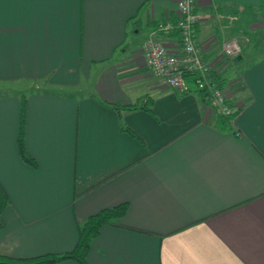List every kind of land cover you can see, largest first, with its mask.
Segmentation results:
<instances>
[{
  "label": "crops",
  "instance_id": "crops-1",
  "mask_svg": "<svg viewBox=\"0 0 264 264\" xmlns=\"http://www.w3.org/2000/svg\"><path fill=\"white\" fill-rule=\"evenodd\" d=\"M257 11L264 0H196L194 40L239 107L219 128L194 86L165 85L141 55L151 32L176 47L174 29H153L174 21L175 0H0V82L43 83L24 99L33 164L15 146L17 91L0 90V253L70 249L79 222L124 201L86 264H264V35L220 54ZM138 97L149 110L109 104Z\"/></svg>",
  "mask_w": 264,
  "mask_h": 264
},
{
  "label": "built area",
  "instance_id": "built-area-1",
  "mask_svg": "<svg viewBox=\"0 0 264 264\" xmlns=\"http://www.w3.org/2000/svg\"><path fill=\"white\" fill-rule=\"evenodd\" d=\"M195 4L196 0H175L174 21L167 19L158 21L153 28L164 34L174 29L178 40L175 48L167 47L151 32L141 42L140 52L151 73L175 90L182 91L187 88L183 70H193L195 72L193 86L201 90L200 99L203 105L214 112H229L234 104L214 77V74L218 73L214 70L213 63H208L203 56L205 44H197L193 37V27L197 20ZM227 16L229 20L236 17L234 14ZM248 38L249 35L243 32L222 36L220 40L222 59L232 60L239 56L243 43Z\"/></svg>",
  "mask_w": 264,
  "mask_h": 264
},
{
  "label": "trees",
  "instance_id": "trees-1",
  "mask_svg": "<svg viewBox=\"0 0 264 264\" xmlns=\"http://www.w3.org/2000/svg\"><path fill=\"white\" fill-rule=\"evenodd\" d=\"M261 33V32H260ZM260 35V34H259ZM259 38V36H257ZM256 38V39H257ZM236 58V57H235ZM234 58V59H235ZM195 72L193 70H183V75L190 86H193V77ZM218 83L222 85V78L218 74H214ZM199 93L201 98L202 92L200 89L194 87L191 88ZM26 92V91H25ZM25 92L18 91L19 102V115L17 123V131L15 135V146L17 153L22 161L33 164V159L25 151L23 143V116H24V99ZM149 97H138L131 102L121 103L117 101L109 102V104L115 108L133 109L143 108L149 110L148 105ZM233 108L229 112H214V121L219 128H230L231 119L238 111V106H232ZM120 128L129 129L125 125H120ZM7 203L6 195L3 189L0 187V212ZM126 203L124 201L113 204L111 206L101 207L95 212L88 214L81 222L77 224V236L73 246L70 249L59 252H44L36 255L14 257L7 254L0 253V264H49L62 259H72L79 264H86L85 252L88 248L89 241L98 230V227L103 223H116L117 217L125 210ZM0 220V225H1Z\"/></svg>",
  "mask_w": 264,
  "mask_h": 264
},
{
  "label": "rangeland",
  "instance_id": "rangeland-1",
  "mask_svg": "<svg viewBox=\"0 0 264 264\" xmlns=\"http://www.w3.org/2000/svg\"><path fill=\"white\" fill-rule=\"evenodd\" d=\"M250 20V19H249ZM248 25H245L244 31H239L243 33H247L249 35V38L246 42L243 43V46L248 42L247 48L244 47V52H247L250 47H252L253 42L256 40L257 36L260 34V36L264 35V13L261 15L259 11L254 12V15L251 17V20L247 22ZM238 32V33H239ZM261 32V33H260ZM243 49V48H242ZM41 80H26V79H19L15 81H8V82H0V90H16L18 91H26L28 88H31L33 85L38 86L41 88L42 85ZM87 82L84 83L86 85ZM43 86V85H42Z\"/></svg>",
  "mask_w": 264,
  "mask_h": 264
}]
</instances>
